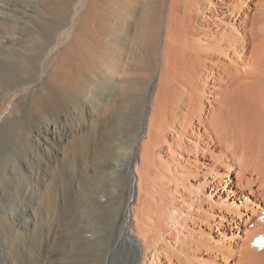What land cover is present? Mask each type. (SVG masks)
<instances>
[{
  "label": "bare ground",
  "instance_id": "obj_1",
  "mask_svg": "<svg viewBox=\"0 0 264 264\" xmlns=\"http://www.w3.org/2000/svg\"><path fill=\"white\" fill-rule=\"evenodd\" d=\"M29 3L51 17L0 68V126L33 90L44 130L19 132L29 176L43 186L72 134L86 176L74 200L98 221L92 247L47 264H264V0H0V14ZM0 25L7 54L21 37ZM51 104L73 110L72 133Z\"/></svg>",
  "mask_w": 264,
  "mask_h": 264
},
{
  "label": "rangeland",
  "instance_id": "obj_2",
  "mask_svg": "<svg viewBox=\"0 0 264 264\" xmlns=\"http://www.w3.org/2000/svg\"><path fill=\"white\" fill-rule=\"evenodd\" d=\"M3 8L4 6H0V11ZM7 9L12 10L11 6ZM17 10L21 11V8H18ZM17 10L15 12L12 11L7 15L0 14L1 21L13 24L10 32H15L19 38L21 37L14 45H9L7 49L12 47L10 52H8L9 54L0 52V68L1 66L3 67L4 64L9 66L13 65L17 57L14 52L18 48L22 49V47L25 46V48L28 49V47L33 45L35 43L33 38L35 37L36 29L41 26L42 22H46L50 19V15L47 16L44 9L34 3H29L26 17L23 13L21 14V12H17ZM21 17H24V19ZM1 32L2 26L0 25V34ZM32 53H34V51L30 54ZM41 86L42 83H36L33 88L38 89ZM20 90L14 89L10 92L11 94H8V96L19 92ZM32 91L33 90L30 91L31 94L29 95L23 94L17 101V109L20 111L19 118L0 126V245L3 246H0V264H47L48 261L55 260L58 257L59 252L63 247L67 249L68 256L72 244L73 247H78V249H89L92 247V244L99 241V236L96 233L98 221H96L92 209H78L79 206L74 200V197L79 193V189L82 193L86 192V176L85 173H83L82 176L77 173L75 160L81 156L78 155V157H75L73 147H75L76 144H73L74 140L72 134L69 143L67 144V153H65L60 161L56 162V169L48 174V178L46 176L43 178V180L45 179L43 182L45 186L35 185L31 176H29L28 169L31 158L27 154L30 149L27 147V143L24 140H20L19 132L26 129V132L33 135V133L37 134L40 130H44V127L40 125V122H36L34 117L32 118L31 110L29 106L25 104L27 100L32 99ZM50 108V110H52L51 112L55 113V117L58 120L60 117L67 118L68 122L63 126L72 133L74 128V122L72 121L74 118L73 110L69 109L70 111H68L65 107H56L55 104H51ZM42 115L46 117V119L51 117L47 112ZM119 135L120 132L116 130V136L119 137ZM88 145L89 142L85 140L82 144L81 151L84 150L82 154L87 153ZM115 152H118V150H115L114 153ZM72 159H74V161ZM104 159V155H99L95 162L98 168L101 166ZM210 160L212 162V159ZM120 174L123 175V172ZM97 176L96 180H92L91 182L93 191L94 188H96V193H98L99 190H102L109 180L107 176H102L101 173H98ZM79 179H82L81 186L79 184ZM225 181L223 189H230L232 183L229 182L230 185H226L228 180L225 179ZM47 184L51 185L50 189H47ZM13 190H17L19 193H15ZM43 193L45 194L43 195ZM98 195L96 197L97 199L95 198V206H97L103 198L102 195ZM240 207L241 206H239V208ZM43 225L45 227H43ZM91 227L95 228L93 229ZM202 228L206 229V227ZM221 232L224 233L223 231ZM220 234L215 232L212 236L218 240L216 235ZM224 234H226L224 237L222 234L220 235L221 239L228 242L230 236L228 232H225ZM43 236L45 237L43 238ZM24 246L26 250H24ZM18 256L19 258H17ZM2 261L3 263H1Z\"/></svg>",
  "mask_w": 264,
  "mask_h": 264
}]
</instances>
